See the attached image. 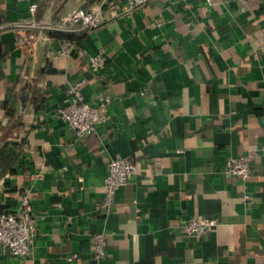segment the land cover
<instances>
[{
    "label": "crops",
    "instance_id": "0c3cea01",
    "mask_svg": "<svg viewBox=\"0 0 264 264\" xmlns=\"http://www.w3.org/2000/svg\"><path fill=\"white\" fill-rule=\"evenodd\" d=\"M210 1L154 0L105 14L91 32L59 31L74 39L46 32L24 51L23 23H58L89 1L0 0V163L14 158L0 212L28 195L37 224L32 258L0 251V264H264V0ZM64 40L86 55L104 50L101 73L86 57H50ZM83 81L86 102L111 103L107 122L78 139L58 111ZM243 154L253 155L246 182L224 171ZM116 156L138 172L102 210ZM197 216L218 221L199 239L183 229ZM101 232L107 257L95 260Z\"/></svg>",
    "mask_w": 264,
    "mask_h": 264
},
{
    "label": "built area",
    "instance_id": "2783aa9c",
    "mask_svg": "<svg viewBox=\"0 0 264 264\" xmlns=\"http://www.w3.org/2000/svg\"><path fill=\"white\" fill-rule=\"evenodd\" d=\"M29 1V0H17ZM154 0H97L94 3H85L64 17L58 23H48L30 19L23 23L25 32L16 40V47L30 51L39 40L45 39L46 32H59L67 30L69 26H80L83 30L91 32L97 28L105 14L111 18L128 16L138 9L144 8ZM211 4V1L208 0ZM37 4H31V12L35 13ZM50 40V39H46ZM86 57L89 68L93 74H100L107 62L104 50L95 55H86L75 41L64 40L59 49L49 53L50 57L69 58L73 55ZM85 81L76 83L68 89L64 106L58 111V117L63 120L75 133L78 139H85L95 134L108 120L111 103L107 95L101 94L96 102L88 103L84 100L82 86ZM180 153V151H179ZM253 155L243 154L227 159L224 171L237 180L246 182L251 178V160ZM166 157L156 158L154 164L160 171L162 161ZM138 167L135 162L120 156L114 157L108 164V172L103 180L104 195L98 204L99 209H109L113 206L117 192L129 184L137 175ZM246 201L251 200L245 196ZM216 219L197 216L186 220L183 224L184 232L196 239L204 237L216 228ZM37 236L36 213L33 203L28 195H24L21 204L14 212H0V251L6 252L19 259L32 258V248ZM92 257L95 260H104L107 257V236L105 233H96L92 237ZM77 256H70L72 261Z\"/></svg>",
    "mask_w": 264,
    "mask_h": 264
},
{
    "label": "trees",
    "instance_id": "16d2710c",
    "mask_svg": "<svg viewBox=\"0 0 264 264\" xmlns=\"http://www.w3.org/2000/svg\"><path fill=\"white\" fill-rule=\"evenodd\" d=\"M89 4L96 2L97 0H88ZM52 36H54L55 38H60V39H74L75 37L69 34H63L61 32H53ZM14 158L12 157H8L2 160V162L0 163V178L5 175L6 171L10 168L11 164L13 163ZM11 173H16L15 170H11Z\"/></svg>",
    "mask_w": 264,
    "mask_h": 264
}]
</instances>
